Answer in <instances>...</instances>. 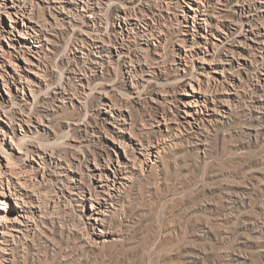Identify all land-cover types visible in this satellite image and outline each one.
I'll return each instance as SVG.
<instances>
[{
  "label": "rangeland",
  "instance_id": "374dc122",
  "mask_svg": "<svg viewBox=\"0 0 264 264\" xmlns=\"http://www.w3.org/2000/svg\"><path fill=\"white\" fill-rule=\"evenodd\" d=\"M216 2L204 0L202 7L213 10ZM126 3L133 14L141 16L140 29L130 30L127 52L105 62L99 71L88 67V61L81 57L84 54H73L77 30L64 29L56 38L48 54L52 68L48 82L67 85L70 98L56 103L43 86L36 88V99H22L23 94L15 88L14 99H9L2 88L0 117L31 110L40 114L52 133L40 126L28 132L32 138L20 144L23 131L18 128L17 134H12L0 118V149L9 150L11 137L7 134H11L22 150L19 153L16 149L17 162H22L25 152L38 144L60 151L87 173L88 165L113 154L111 136L117 135L113 131L117 128L109 119L121 114L138 139L146 143L165 141L160 161L149 162L145 173L139 171L131 179L123 201L108 219L112 236L92 244L87 238L92 228L82 225L87 215L79 206L78 196H69L64 188L66 178L49 177L36 191L45 216L29 239L16 243L9 251L10 264H264V108L259 106L264 86L254 85L257 63L246 53L248 60L237 62L233 70L225 72H234L242 81L230 98V113L222 121L202 134L180 132L174 119L183 114L182 102L193 99L192 84L197 86L194 77L202 65L197 60L199 48L188 52V61L180 62L179 52L183 49L184 53L195 43L183 42L180 7L174 3L157 5L154 0H111L104 7L102 26L87 23L85 15L79 26L95 35L98 32L109 45L119 35L116 17L119 7ZM232 3V11L227 14L236 19ZM0 14L1 26L7 17ZM220 53L215 56L218 61ZM139 62L154 66L156 75L153 82L136 92L128 70L135 71ZM217 68L222 64H205L201 70L223 78L215 72ZM76 73L87 74L84 87L76 82ZM107 100L116 104L114 108L106 105ZM162 116L167 118V126L158 124ZM1 150L3 163L6 160ZM48 167H38L40 177L50 171ZM13 204L11 200L8 205L2 203V212L12 209Z\"/></svg>",
  "mask_w": 264,
  "mask_h": 264
},
{
  "label": "bare ground",
  "instance_id": "6f19581e",
  "mask_svg": "<svg viewBox=\"0 0 264 264\" xmlns=\"http://www.w3.org/2000/svg\"><path fill=\"white\" fill-rule=\"evenodd\" d=\"M107 1L111 0H0L3 8L0 12L7 17V21L0 26V93L3 88L8 98L14 99L12 91L15 88L17 92L23 94L22 99L28 100L30 97L36 99L38 93L36 88L46 86L50 91L49 97L56 103L70 98L67 85L63 83L52 85L48 82V75L52 70L48 54L64 29L77 30L78 42L74 44L73 54L76 56L78 53L84 54L81 57L88 61V67L94 71H99L105 62L108 63V60L115 56L118 58L124 55L130 42V30L140 29L141 17L133 14L127 3L119 7L116 17L119 35L110 40L109 45H106L105 37L98 35L99 29L96 28L95 35L89 30H82L79 26L84 15L87 17V23H92L95 27L102 26ZM154 2L157 5L174 3L182 11L180 21L183 27L182 34L185 36L183 42L195 43L190 44L188 48L185 47L186 49L183 46L185 52L183 53V49L179 52L180 62L188 61V52L196 48L201 49V55L197 56V60L202 65L194 77L197 86L192 84L194 97L182 102L183 114L180 118L174 119L180 132L200 134L217 125L230 113V98L237 93L241 79L234 72H230L229 75L225 72L228 69L233 70L237 62L241 64L240 61L243 63L244 60H248L246 53L250 54L253 58L251 61L258 65L254 85L263 89L264 0H217L213 10L202 7V4L205 5L204 0H154ZM231 2L238 15L236 19L229 18L227 14L228 11H232ZM150 39L147 38L146 41L150 42ZM217 52H221L219 61L215 58ZM130 61L134 63L133 58L132 60L130 58ZM215 62L222 64V68H217L215 72L221 73L223 78L201 70L205 64ZM134 68L135 71L128 70V73L131 86L139 92V87L154 81L156 70L154 66L141 62ZM86 76L87 74L83 76L75 74L76 82L81 87L85 86ZM219 84L223 87L219 88ZM263 98L260 99L262 101L260 105L257 103L261 108H264ZM106 105L112 108L116 104L107 100ZM4 115V118H0L7 131L14 135L17 134L18 128L23 131L19 140L16 139L20 144L31 137L28 132L33 133V130H38L40 126L44 131L51 132L49 124L40 114L36 115L31 110L17 116ZM112 116L109 123L117 128L113 129L117 135L111 136L110 148L113 154L106 153L101 161L96 160L88 165L87 173L81 171L78 163L67 159L60 151L53 149L50 151L38 144H33L32 149L25 152L26 157L22 162H17L19 156L16 155V149L19 153L22 150L17 146L16 136L7 134L11 137L9 150L0 149L4 151L2 152L4 154H1L6 160L0 163V264H10L9 251L16 243L29 239L37 230L45 211L36 191L44 187L48 178L54 175L56 178L58 176L66 178L64 188L69 191L70 197L78 196L79 206L87 215L86 222L82 225L87 224L92 228V232L88 233V242L92 244L110 239L112 234L108 230V219L117 210V205L123 201V194L129 182L139 171L145 173L148 164L158 163L166 145L164 140V143L160 140L156 143L151 141L146 143L138 139L133 135L132 125L127 122L126 117H121V114L119 117ZM163 123L167 124V118L158 120L159 125ZM126 132L130 134L126 135ZM42 164L51 168L48 167L50 171L43 172L40 177L38 167ZM10 200L14 203L12 209L3 213L2 203L8 205ZM47 208L45 210H48ZM81 216L78 217L82 219ZM77 226L80 227L78 224Z\"/></svg>",
  "mask_w": 264,
  "mask_h": 264
}]
</instances>
